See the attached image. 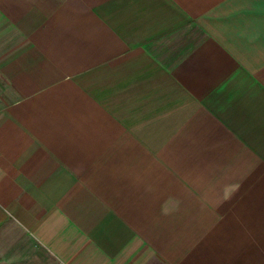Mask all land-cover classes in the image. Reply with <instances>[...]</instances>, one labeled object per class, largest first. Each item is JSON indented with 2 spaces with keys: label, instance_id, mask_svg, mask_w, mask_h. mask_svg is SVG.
<instances>
[{
  "label": "crops",
  "instance_id": "1",
  "mask_svg": "<svg viewBox=\"0 0 264 264\" xmlns=\"http://www.w3.org/2000/svg\"><path fill=\"white\" fill-rule=\"evenodd\" d=\"M232 224L264 264V0H0V264H195Z\"/></svg>",
  "mask_w": 264,
  "mask_h": 264
},
{
  "label": "rangeland",
  "instance_id": "2",
  "mask_svg": "<svg viewBox=\"0 0 264 264\" xmlns=\"http://www.w3.org/2000/svg\"><path fill=\"white\" fill-rule=\"evenodd\" d=\"M223 231H225V233L222 234L223 237L221 239L217 236L215 241L212 240V244L217 247L216 252H214V249L213 252H208L201 245L191 261L195 262V264H231L234 263L237 257H241V255L234 252L235 246L237 245L234 238L236 232L234 224H232V226H226ZM217 235H219V233ZM225 247L228 248L224 250ZM244 258H246V256H244ZM247 258H251L250 255H248Z\"/></svg>",
  "mask_w": 264,
  "mask_h": 264
}]
</instances>
